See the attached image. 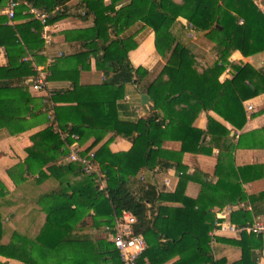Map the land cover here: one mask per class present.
<instances>
[{
  "label": "trees",
  "instance_id": "16d2710c",
  "mask_svg": "<svg viewBox=\"0 0 264 264\" xmlns=\"http://www.w3.org/2000/svg\"><path fill=\"white\" fill-rule=\"evenodd\" d=\"M25 1L48 12L47 23L69 14L66 5L69 0ZM89 1L80 0L84 15H93L89 37L80 39L82 50L77 52L75 67L67 70L74 89L57 91L49 97L54 102L52 110L58 128L67 135L63 138L50 127L38 131L31 137L32 144L26 148L25 159L8 171L16 183L24 181V176L37 175L35 183L52 176L57 184L36 200L43 221L33 237L12 231L4 239L3 219L8 214L0 207V258H3L0 264H5L6 259L24 264H122L117 249L105 236L89 238L79 235L75 229L88 218L90 226L101 227L103 231L102 227L112 226L123 211L135 215L132 228L146 243L136 264H163L174 256L178 258L169 264L221 263L212 259L210 249L213 238L210 232L215 228V217L210 211L212 203L206 202L203 192L196 198L184 194L186 181L191 177L183 173L178 163L183 152L200 150L201 139L207 133L210 139H218L229 132L210 117L207 130L192 126L200 111L213 110L234 127L241 128L246 121L242 102L264 93L263 68L228 60L234 50L243 56L264 50V13L253 0H182L180 3L175 0L124 3L109 0L97 9H92ZM200 3L213 25L219 57L212 65L198 69L194 55L177 39L172 27L177 17L193 24ZM22 8L25 6L21 3L11 20L33 17L30 13L23 14ZM8 22L7 15H0V45L4 46L8 58L6 65L0 66V128L17 133L47 119L49 104L25 90V81L34 79L36 69L24 56L31 53L36 57L43 48V24L34 17L23 23ZM137 23L153 30L156 51L167 57L159 74L151 80H146L148 71L142 66L134 67L127 56L138 41L133 33L125 32ZM91 56L105 80L95 85H77L73 80L79 73L77 64L86 67V60ZM60 58V61L70 59L68 56ZM227 66L232 70L231 77L221 81L219 76ZM56 71L53 69L52 74ZM134 79L137 91L149 96L152 111L147 117L123 121L118 118L117 101L124 95V85L133 83ZM63 94L72 95L74 103L55 105L60 100L58 96ZM109 132L130 138L132 145L127 151L111 152L108 144L112 139L109 138L94 149L95 160L104 174V188L99 187L96 176L85 172L80 163H57L68 153L67 145L73 141L71 134H77L81 143L89 136L94 137L86 152ZM169 138L181 141L180 151L168 152L162 148L163 140ZM156 166L177 168L180 176L174 191L162 192L148 184L138 186L137 190L130 187L132 178L141 169ZM226 182L220 175L215 185L202 181V190L225 187ZM227 185L230 191L235 190V196L228 201H235L241 194L240 185ZM5 189L0 180L2 202H5ZM162 201L180 205H166L160 203ZM89 208L94 213L88 216ZM238 217L231 216L237 226L251 223L246 212L239 222ZM227 241L241 248L238 264H254L249 259L250 248H261L262 235L243 230L239 240Z\"/></svg>",
  "mask_w": 264,
  "mask_h": 264
},
{
  "label": "crops",
  "instance_id": "0c3cea01",
  "mask_svg": "<svg viewBox=\"0 0 264 264\" xmlns=\"http://www.w3.org/2000/svg\"><path fill=\"white\" fill-rule=\"evenodd\" d=\"M175 1L180 3L182 0ZM253 1L264 13V0ZM107 2V0H90L88 5L92 9H97L100 7V3L107 4ZM7 3L8 0H0V15H6ZM81 4L80 0H69L66 3L69 9L68 16L48 23L46 28L43 25L41 32L44 41L43 48L37 52L36 57L31 53L25 54L24 59L30 60L35 69L44 67L51 70V78H48L44 91L36 92L32 90L30 88V78H27L25 90L31 96L43 98V96L49 95L51 98L57 91L66 92L74 89L71 79L68 78L67 70L75 67L77 52L82 50L79 41L89 37L88 29L91 28L93 21V15H84L85 9L80 6ZM22 9L23 14L30 13L27 5ZM31 18L33 17L23 16L14 21L9 19L8 23H23ZM192 21L193 24L183 17H177L172 30L177 39L194 55L195 65L199 69L212 65L218 59L219 52L213 39V25L209 22L205 8L201 3L197 6ZM195 26L198 27V30L194 29ZM131 32L137 39L138 45L136 48L129 50L127 56L134 67H144L148 71L146 80H151L159 74L167 61V57L156 51L155 36L151 28L137 23L132 27ZM44 37L48 38L47 42ZM67 56L70 57L69 60H59L60 57ZM7 60L5 48L0 45V66L6 65ZM228 60L238 64L249 62L255 67H261L262 64L264 65V50L249 56H243L240 51L234 50ZM86 65V67L81 68V65L77 64L79 73L73 76L75 78L73 80L77 81V85H95L105 80L103 73L96 68L92 56L86 60ZM53 69H57L54 74H52ZM231 71V68L227 66L219 79L222 81L230 78ZM134 82L135 80H133V83L124 85V95L117 101L118 118L123 121H134L141 117H147L152 111L150 99L151 106L141 103L140 94L144 92L137 91V85ZM58 99L60 100L56 101L55 105L74 103L72 95H59ZM50 101L54 104L51 99ZM242 103L246 121L241 128L234 127L213 110L200 111L193 120L192 126L207 130L208 118L210 117L228 129L229 132L218 137V139H210L207 133L205 138L201 139L200 150L198 152H183L181 162L178 163V166L184 170L183 173L191 177L186 181L184 194L196 198L203 192L202 197L206 202L212 203L210 211L215 217V228L212 230L213 238L210 242V249L212 259L222 261L218 264H238L241 259V248L227 240H239L241 232L220 231L216 226L217 223H230L237 226L235 221H231V216H239V222V219L243 217V213L246 212L251 218V223L259 221L264 224V93L246 99ZM247 105H251L252 108L248 109ZM46 118L36 123V125L17 133H11L7 128H0V180L6 188L5 202L0 201L2 202L0 207L5 215L8 214L6 219L9 222L3 221V223L9 227L8 231H17L27 237H33L43 221V213L38 212L37 198L54 188L57 180L52 176H46L39 183H35L34 179L37 175H28L24 176L26 178L24 181L16 183L11 179L8 171L13 165L25 159L27 156L26 148L31 146V137L35 133L46 127L53 129L47 114ZM109 138L112 139L108 144L111 152L127 151L132 145L130 138L120 135L113 136V133L109 132L92 149H95ZM93 139V136H89L82 143L78 142L85 149ZM162 148L168 152H178L181 148V141L171 138L164 139ZM62 158L63 156L57 160V163ZM176 169L174 166L166 168L156 166L150 170L147 168L141 169L132 178L130 187L137 190L138 186L140 188L142 185L148 184L154 185L162 192H172L175 190L180 176ZM44 170L47 172L46 168ZM220 175L224 177L227 184L240 185L241 194L238 195L235 201H228L235 196V190L231 189L230 191L227 184L225 187L211 189L210 191H204L207 189L202 190V181L215 185ZM160 203L171 206L180 205L179 202L173 201H162ZM19 207L21 209L20 215L15 216L13 209ZM93 213V210L89 208L88 216ZM84 224L88 226L81 227ZM75 231L79 235L89 238H93L98 232L99 235L103 236L101 227L90 226V219L88 218L81 221ZM261 235V248L255 246L250 248L249 259L254 264H264V233ZM177 258L178 256H174L163 264H169ZM0 259L3 260V258ZM5 264L24 263L15 259H6Z\"/></svg>",
  "mask_w": 264,
  "mask_h": 264
},
{
  "label": "built area",
  "instance_id": "2783aa9c",
  "mask_svg": "<svg viewBox=\"0 0 264 264\" xmlns=\"http://www.w3.org/2000/svg\"><path fill=\"white\" fill-rule=\"evenodd\" d=\"M21 3L25 6L27 5L30 14L34 18L38 19L45 28L48 26L46 19L48 18L49 13L32 7L25 0H8L5 12L9 19L13 17L16 7H18ZM44 40L47 42L48 38L44 37ZM50 75L51 70H48L44 67H37L35 77L30 83V88L36 92L44 91L46 89L47 80ZM49 97V95L43 96V102L49 104L47 112L49 122L51 127L53 126V129L64 138L67 133L61 132V130L58 128L57 122L53 116L52 103L49 100ZM246 107L248 109L252 108L251 105H247ZM70 137L73 139V141L71 144L67 145L68 153L63 156L59 163H80L83 166L85 172L93 173L96 176V179L99 182V187L104 188V174L101 171L98 162L95 160L94 149L84 152L85 149H83L78 142V135L71 134ZM135 222L136 217L134 214H132L130 211H123L119 217L115 218L112 226L104 225L102 227L106 234V239L112 242L117 249L122 264H136L137 257L146 247L143 236L139 233H134L132 226ZM216 226H218L220 231L241 232L244 230L257 235L264 233V224L259 221H254L253 223L241 227L230 223H217ZM210 234L212 235V232H210Z\"/></svg>",
  "mask_w": 264,
  "mask_h": 264
},
{
  "label": "rangeland",
  "instance_id": "374dc122",
  "mask_svg": "<svg viewBox=\"0 0 264 264\" xmlns=\"http://www.w3.org/2000/svg\"><path fill=\"white\" fill-rule=\"evenodd\" d=\"M108 2H109V0H107ZM124 1L125 2H127L128 0H122V3H124ZM107 2V3H108ZM100 5V7L101 6H104V5H106V4H99ZM134 26V25H133ZM133 26H131L126 32H125V34H131L132 32V27ZM124 34V35H125ZM133 36H134V34H133ZM220 36H221V34H220ZM134 38H135V36H134ZM218 38V37H217ZM136 39V38H135ZM261 68H263V70H264V65L262 64V66H261ZM13 211H14V213H15V216L16 215H20L19 213L21 212V209H20V207L19 208H15V209H13ZM4 222H7V223H9L8 221H7V219H6V217L4 216V220H3ZM6 225H4V227H5ZM88 225H86V224H84V225H82L81 227H87ZM6 230H5V232H4V235H3V237H4V239H7L8 238V236H9V233H10V231H7V230H9V227L8 226H6V228H5ZM106 237V234H105V232L103 231V236L102 235H99V232H98V234L97 235H95L94 237L95 238H100V237Z\"/></svg>",
  "mask_w": 264,
  "mask_h": 264
},
{
  "label": "water",
  "instance_id": "95a60500",
  "mask_svg": "<svg viewBox=\"0 0 264 264\" xmlns=\"http://www.w3.org/2000/svg\"><path fill=\"white\" fill-rule=\"evenodd\" d=\"M149 99L150 98H149V96L146 93H141L140 94L141 103H144V104H147L148 106H151L150 103H149Z\"/></svg>",
  "mask_w": 264,
  "mask_h": 264
}]
</instances>
